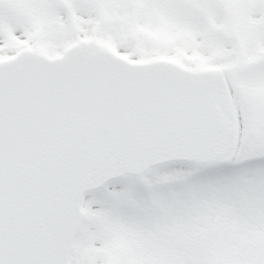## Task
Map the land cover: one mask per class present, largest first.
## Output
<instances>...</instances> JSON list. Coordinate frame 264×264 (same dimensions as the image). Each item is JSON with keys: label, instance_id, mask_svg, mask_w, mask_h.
Returning <instances> with one entry per match:
<instances>
[{"label": "snow or ice", "instance_id": "1", "mask_svg": "<svg viewBox=\"0 0 264 264\" xmlns=\"http://www.w3.org/2000/svg\"><path fill=\"white\" fill-rule=\"evenodd\" d=\"M0 264H264V0H0Z\"/></svg>", "mask_w": 264, "mask_h": 264}]
</instances>
